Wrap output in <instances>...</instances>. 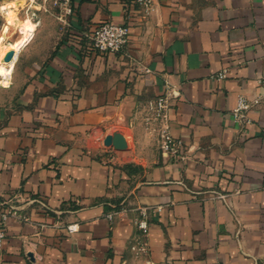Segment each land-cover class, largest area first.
Returning <instances> with one entry per match:
<instances>
[{
  "label": "crops",
  "instance_id": "1",
  "mask_svg": "<svg viewBox=\"0 0 264 264\" xmlns=\"http://www.w3.org/2000/svg\"><path fill=\"white\" fill-rule=\"evenodd\" d=\"M16 1L0 35L30 40L0 79V211L29 220L7 217L0 264H264V0H72L65 20L21 0L6 25ZM107 21L128 28L122 52L90 45ZM164 94L181 157L145 125ZM239 95L259 100L243 126ZM116 132L124 150L104 144Z\"/></svg>",
  "mask_w": 264,
  "mask_h": 264
},
{
  "label": "built area",
  "instance_id": "2",
  "mask_svg": "<svg viewBox=\"0 0 264 264\" xmlns=\"http://www.w3.org/2000/svg\"><path fill=\"white\" fill-rule=\"evenodd\" d=\"M146 6L149 5L150 0H137ZM54 6L60 11V18L65 20L72 13V0H53ZM129 38L128 28L125 25L118 24L112 21L103 22L100 24L94 32L89 36L90 45L101 52H122L127 45ZM226 77V71L223 70L217 74V78L222 79ZM261 84L264 85V73L260 79ZM174 96V95H172ZM171 95L164 94L157 96L147 102L145 125L147 128H158L160 137L161 149L167 152L172 157H181L180 152L182 148V142L179 139H174L166 126L167 122V110L170 104ZM259 104L258 99L249 100L244 95L237 97L236 106L232 110L234 121L240 126L251 123V119L248 116V111ZM36 203L35 199L27 200V205H33ZM20 207L9 205L7 211H0V248L3 245L5 239V223L8 216H12L19 221L28 222L26 213H20ZM22 209V208H21ZM120 212L126 213L128 210L122 208ZM118 212H110L106 217L111 220ZM135 224L142 236H146L148 230V215L146 211H142L140 216L135 219ZM69 231L73 232V226H69ZM141 252L146 250V243H142L140 247Z\"/></svg>",
  "mask_w": 264,
  "mask_h": 264
},
{
  "label": "rangeland",
  "instance_id": "3",
  "mask_svg": "<svg viewBox=\"0 0 264 264\" xmlns=\"http://www.w3.org/2000/svg\"><path fill=\"white\" fill-rule=\"evenodd\" d=\"M15 3V5H17L18 7L19 6H22V4H23V2L21 1V0H19V1H16V2H14ZM4 6V5H3ZM2 6V7H3ZM2 7H1V9H2ZM4 9H2V10H5V12H6V15H7V17H6V25H9V26H11V25H18V21H19V19H18V17H16V14H15V9L17 8V7H15L14 9L13 8H9L7 5H5L4 7H3ZM9 9V10H8ZM2 12V11H1ZM2 14H4L3 12H2ZM0 18H2L1 20H2V22L3 21H5V18L4 17H0ZM7 20H9V22H7ZM21 21V20H20ZM22 21H29V22H31L32 23V21L29 19V18H26L25 20H22ZM33 24V23H32ZM14 28V27H13ZM34 30H35V28H34ZM22 33V32H21ZM31 33V32H30ZM7 34H8V30L6 29V28H3L2 29V32H1V35H0V47L3 45V44H5L4 43V40L6 39V36H7ZM15 34V33H14ZM16 35V34H15ZM30 40V38H24V37H21L20 38V40H19V44L23 47L28 41ZM3 47H1V49H0V62L2 61L1 59H3V56H2V54H3ZM1 83H4L2 80H1ZM152 130H157V132H158V128H155V129H152ZM157 135H158V137H159V133H156ZM158 143H159V146H160V148H161V145H160V137H159V141H158Z\"/></svg>",
  "mask_w": 264,
  "mask_h": 264
},
{
  "label": "bare ground",
  "instance_id": "4",
  "mask_svg": "<svg viewBox=\"0 0 264 264\" xmlns=\"http://www.w3.org/2000/svg\"><path fill=\"white\" fill-rule=\"evenodd\" d=\"M7 6L9 8H12L16 5L14 2H12ZM21 26L23 27V30L25 33L30 29V26L27 23H22ZM1 47H3L4 50L9 49V50H14V52H15L13 59L9 63L3 62V59H1L2 61L0 62V79L4 82L3 83L4 85H7L9 76H10L12 69H13V64H14L15 58H16L17 54L19 53V51L21 50L22 47L18 43H5ZM1 47H0V49H1Z\"/></svg>",
  "mask_w": 264,
  "mask_h": 264
},
{
  "label": "water",
  "instance_id": "5",
  "mask_svg": "<svg viewBox=\"0 0 264 264\" xmlns=\"http://www.w3.org/2000/svg\"><path fill=\"white\" fill-rule=\"evenodd\" d=\"M15 55L14 50H8L3 55V62L9 63ZM104 144L106 146L112 147L114 150L120 151L127 147V142L124 136L116 132L114 134L107 135L104 139Z\"/></svg>",
  "mask_w": 264,
  "mask_h": 264
}]
</instances>
